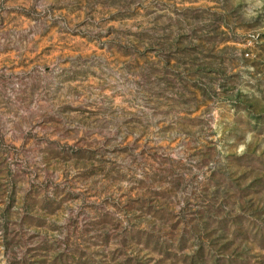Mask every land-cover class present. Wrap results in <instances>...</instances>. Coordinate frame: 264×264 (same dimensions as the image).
I'll return each mask as SVG.
<instances>
[{
    "label": "rangeland",
    "instance_id": "rangeland-1",
    "mask_svg": "<svg viewBox=\"0 0 264 264\" xmlns=\"http://www.w3.org/2000/svg\"><path fill=\"white\" fill-rule=\"evenodd\" d=\"M0 264H264V0H0Z\"/></svg>",
    "mask_w": 264,
    "mask_h": 264
}]
</instances>
